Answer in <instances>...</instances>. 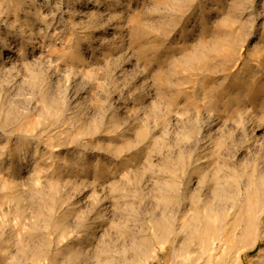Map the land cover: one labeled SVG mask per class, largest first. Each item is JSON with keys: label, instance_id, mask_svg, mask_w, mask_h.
Returning <instances> with one entry per match:
<instances>
[{"label": "rangeland", "instance_id": "374dc122", "mask_svg": "<svg viewBox=\"0 0 264 264\" xmlns=\"http://www.w3.org/2000/svg\"><path fill=\"white\" fill-rule=\"evenodd\" d=\"M0 264H264V0H0Z\"/></svg>", "mask_w": 264, "mask_h": 264}, {"label": "bare ground", "instance_id": "6f19581e", "mask_svg": "<svg viewBox=\"0 0 264 264\" xmlns=\"http://www.w3.org/2000/svg\"><path fill=\"white\" fill-rule=\"evenodd\" d=\"M247 212V211H246ZM247 214V213H246ZM253 216V215H252ZM247 219H246V221H244L243 223H244V225H243V227L241 228V231L242 232H240V233H242V234H244V233H249V234H252L255 238V240H259L260 239V237H262V236H260L258 233H256L255 231H253V233H252V231H251V226L253 225V221H255V219L253 220V219H251V213H249L247 216ZM254 218V217H253ZM207 223H208V221H207ZM207 227H208V224L206 225ZM226 228V227H225ZM211 229V228H210ZM209 228H208V231L207 232H210L211 230H210ZM222 230V229H221ZM220 230V231H221ZM225 231V230H224ZM223 232V231H222ZM255 232V233H254ZM95 234H96V232H93L92 234H91V237H90V240H92V239H94L95 238ZM262 235V234H261ZM217 237V236H216ZM219 237V236H218ZM221 239H219L218 238V241H220ZM222 240H223V238H222ZM220 244V243H219ZM214 249V248H213ZM212 249V250H213Z\"/></svg>", "mask_w": 264, "mask_h": 264}]
</instances>
